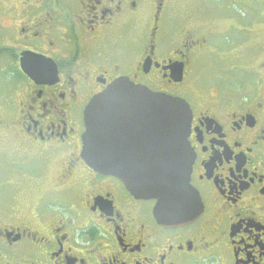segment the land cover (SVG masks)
Wrapping results in <instances>:
<instances>
[{
    "label": "flooded vegetation",
    "instance_id": "obj_1",
    "mask_svg": "<svg viewBox=\"0 0 264 264\" xmlns=\"http://www.w3.org/2000/svg\"><path fill=\"white\" fill-rule=\"evenodd\" d=\"M177 2L0 0V264H264V0L237 25ZM233 28L246 61L204 77ZM122 77L190 105L194 217L86 163L85 109Z\"/></svg>",
    "mask_w": 264,
    "mask_h": 264
},
{
    "label": "water",
    "instance_id": "obj_2",
    "mask_svg": "<svg viewBox=\"0 0 264 264\" xmlns=\"http://www.w3.org/2000/svg\"><path fill=\"white\" fill-rule=\"evenodd\" d=\"M84 121L83 157L91 168L120 178L140 197L157 198L161 220L177 223L196 215L185 206L194 196L186 100L122 77L89 102Z\"/></svg>",
    "mask_w": 264,
    "mask_h": 264
},
{
    "label": "rangeland",
    "instance_id": "obj_3",
    "mask_svg": "<svg viewBox=\"0 0 264 264\" xmlns=\"http://www.w3.org/2000/svg\"><path fill=\"white\" fill-rule=\"evenodd\" d=\"M248 7H245L240 0H178L179 7L176 11L177 15H180L183 11V9L186 8V6L190 5L194 9L199 7V15L208 14L209 16L215 17V19H223L226 15H229L232 18V22L236 23L238 20L243 19H249L255 14V10L251 9L250 2L251 0H247ZM192 12L195 14V11L192 10ZM3 18L1 17L0 20ZM200 20H203L200 18ZM217 20V21H218ZM227 23V22H226ZM226 23L223 20H220L218 22H215L216 25H219V29H223L226 27ZM200 24H203L200 23ZM240 29L233 28L231 32H228V35L224 36V43H225V52L221 54H211L207 56L206 58L201 59L200 65V74L204 77L210 76L211 73L214 72L213 67L210 66V63L216 61V62H222V63H234V62H244L246 61L245 53L246 49L244 50L243 47L240 46L241 41L243 40L241 36H239ZM244 50V51H243ZM239 52L236 54L238 55V58L233 57L235 53L233 52ZM241 57V58H240ZM216 71V70H215Z\"/></svg>",
    "mask_w": 264,
    "mask_h": 264
}]
</instances>
